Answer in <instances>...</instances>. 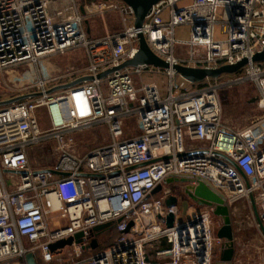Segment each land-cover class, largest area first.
Here are the masks:
<instances>
[{
	"label": "built area",
	"instance_id": "1",
	"mask_svg": "<svg viewBox=\"0 0 264 264\" xmlns=\"http://www.w3.org/2000/svg\"><path fill=\"white\" fill-rule=\"evenodd\" d=\"M180 2L160 1L135 28V13L121 0H0V73L71 51L86 57L84 68L45 76L39 92L11 99L39 96L0 107V264H28L29 254L36 264H213L224 244L217 237L222 220L215 225L214 207L186 203L176 193L184 185L164 184L169 177L203 179L230 204L251 205L254 196L264 239V115L234 130L225 124L222 102L225 91L254 83L264 113V63L251 62L264 50V0H192L181 8ZM108 12L118 13L124 28L92 36L87 18ZM183 25L187 41L176 39ZM140 34L171 67L249 64L197 84L172 68L148 65L98 79L135 57ZM177 45L187 48L185 57L176 56ZM145 74L165 76L168 92L144 82ZM84 77L93 80L51 92ZM40 109L47 129L40 127ZM103 128V141L80 152L76 134L99 136ZM35 150H44L41 167L32 160ZM171 197L177 204L167 207ZM170 213L172 228L165 222ZM107 223L114 225L98 239L110 230L116 238L94 253L91 231ZM78 233L82 243L51 250Z\"/></svg>",
	"mask_w": 264,
	"mask_h": 264
},
{
	"label": "rangeland",
	"instance_id": "2",
	"mask_svg": "<svg viewBox=\"0 0 264 264\" xmlns=\"http://www.w3.org/2000/svg\"><path fill=\"white\" fill-rule=\"evenodd\" d=\"M192 0H181L178 7L190 4ZM87 27L93 36L103 37L108 33H118L124 27L121 18L116 12H108L104 15L95 14L87 18ZM190 38V29L187 25L180 26L176 29V39L187 41ZM217 38H222L219 27L217 28ZM187 48L177 45L175 48L176 56L183 58L186 56ZM86 66V57L83 51H71L63 56L53 57L42 62L38 66L22 67L14 71L0 73V101L9 100L12 97L25 92H39L41 81L44 82L45 76H62L71 69H82ZM44 68L46 74H44ZM27 73V77H23ZM144 82H155L159 85L161 92H168V79L161 75L145 74L142 78ZM181 82L182 80L179 79ZM199 86H188V90H193ZM259 92L254 83L236 86L224 92L222 96L224 121L225 124L234 129L242 130L250 127L254 121L264 115L258 108ZM38 119L41 129H47V116L44 109L38 111ZM96 136L92 131H85L76 134V141L83 144L79 146L80 152H86L96 147L103 141L106 129H99ZM47 151V149L45 150ZM44 150H35L32 153V160L40 167L44 162H38L40 155ZM176 193L185 198V202L190 206H196L195 202L190 200L183 190L177 189ZM232 224L235 236V255L230 264H264V239L257 228L256 214L253 207L247 199H242L231 204ZM220 218H215V225ZM117 235V234H116ZM115 232L110 230L104 233L99 239L97 250L109 247L115 239ZM90 253H86L89 255ZM213 264H225L221 261V250L218 249Z\"/></svg>",
	"mask_w": 264,
	"mask_h": 264
},
{
	"label": "water",
	"instance_id": "3",
	"mask_svg": "<svg viewBox=\"0 0 264 264\" xmlns=\"http://www.w3.org/2000/svg\"><path fill=\"white\" fill-rule=\"evenodd\" d=\"M130 6L135 13V28H141L144 24V21L147 15L150 13L152 7L159 3L162 0H121ZM139 51L133 59L126 61L121 66L108 70L100 75L98 79L105 78L109 74L123 70L128 67H137L140 65L153 66L160 69H173L181 78L190 82L191 84L201 83L208 78L217 79L222 75L226 74H235L243 69L247 64H249L248 59H244L241 62L230 65L222 66L218 69L207 70L202 68H192L183 65H174L171 67L166 61L159 58L154 52L150 49L145 37L143 34L139 35ZM253 63H264V50L260 53H257L251 60ZM92 77H84L73 83L62 85L51 90V92H56L60 90H65L71 87H74L84 81H91ZM40 94H31L19 96L7 101L0 102V107L9 106L15 104L19 101L25 100L33 96H39ZM173 183H181L184 185V193L186 196L195 202L199 206H209L214 207V215L222 220V226L217 232V237L224 240L221 251V261L225 264H230L233 261L235 255V236H234V227L232 224V212L231 204L219 191L213 189V187L205 180L194 177H169L165 180L164 184L169 185ZM163 186L159 185L153 192L152 195L155 196L162 191ZM251 205L255 211V214L258 218V213L256 209L254 196L250 197ZM167 207H172L177 204V198L171 197L165 202ZM159 219H162L159 217ZM175 217L173 213H170L165 219L166 226L172 228L174 226ZM113 223H107L98 227H95L91 234L94 236V239L91 243L90 248L95 250L99 246L98 237L105 231L113 227ZM132 226V223L129 225V228ZM84 233H78L74 237L59 241L51 245L52 251H57L59 249H64L67 246H72L75 242L80 244L83 242ZM28 264H36L35 258L32 254L27 256Z\"/></svg>",
	"mask_w": 264,
	"mask_h": 264
},
{
	"label": "bare ground",
	"instance_id": "4",
	"mask_svg": "<svg viewBox=\"0 0 264 264\" xmlns=\"http://www.w3.org/2000/svg\"><path fill=\"white\" fill-rule=\"evenodd\" d=\"M193 214H194V212H193V210H191V211H190V215H192V216H193Z\"/></svg>",
	"mask_w": 264,
	"mask_h": 264
},
{
	"label": "trees",
	"instance_id": "5",
	"mask_svg": "<svg viewBox=\"0 0 264 264\" xmlns=\"http://www.w3.org/2000/svg\"><path fill=\"white\" fill-rule=\"evenodd\" d=\"M115 238H116V236H115ZM97 251H98V250H97V249H95V250H94V253H95V252H97Z\"/></svg>",
	"mask_w": 264,
	"mask_h": 264
},
{
	"label": "crops",
	"instance_id": "6",
	"mask_svg": "<svg viewBox=\"0 0 264 264\" xmlns=\"http://www.w3.org/2000/svg\"><path fill=\"white\" fill-rule=\"evenodd\" d=\"M91 32V31H90ZM91 35H92V33H91ZM93 36V35H92ZM94 37H96V36H94ZM4 101H6V100H4ZM1 102V101H0Z\"/></svg>",
	"mask_w": 264,
	"mask_h": 264
}]
</instances>
